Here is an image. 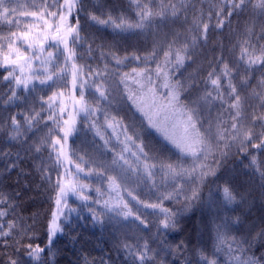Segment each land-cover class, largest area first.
I'll list each match as a JSON object with an SVG mask.
<instances>
[{"label": "trees", "instance_id": "trees-1", "mask_svg": "<svg viewBox=\"0 0 264 264\" xmlns=\"http://www.w3.org/2000/svg\"><path fill=\"white\" fill-rule=\"evenodd\" d=\"M56 2L0 6L16 9L0 14V264H264V147L239 148L246 133L264 139L254 119L264 117V17L252 11L261 0L232 15L230 0H72L61 26L75 30L72 59L54 41L5 38L44 34L43 20L24 13L60 26L46 6ZM9 43L30 68L5 66L6 55L16 59ZM137 74L172 96L189 143L149 124L131 96ZM69 94L82 104L65 138L60 100ZM65 178L77 192L57 205Z\"/></svg>", "mask_w": 264, "mask_h": 264}, {"label": "snow or ice", "instance_id": "snow-or-ice-1", "mask_svg": "<svg viewBox=\"0 0 264 264\" xmlns=\"http://www.w3.org/2000/svg\"><path fill=\"white\" fill-rule=\"evenodd\" d=\"M250 3H251V0H239V2H236V0H230V3L228 5V7L231 8V11L228 13V15H232L233 13L237 12L238 10H242L243 11V10L248 9ZM3 4H4V0H0V6H3ZM46 6L49 7V8H51V7H56L57 8L56 11L50 12L49 15H51L53 17V20H55L56 17H59L60 26L56 25L53 22H49L47 19L44 18L43 15H41L40 12L24 13V15L26 17L27 16L37 17V18L43 20V23H44V34L41 36L39 33L33 34L30 31H23V32H21L19 34H17L16 32H11L10 36L9 37H5V38L11 40L13 37H15L17 41H22L24 43H27L29 45V47H31L32 44H38L41 48H45L47 46H50V44L46 45L45 41H49V42L50 41H54V42H56V44H63L64 45V51L68 53L67 58L68 59H72L73 54L71 52V49H69V47H68V37L72 36V34H73V32L75 30L73 28H71V27L66 28L63 31L61 30V26L63 25V22L66 20V16L64 15L62 10L65 7H67L68 12L70 13L71 9L73 7L72 0H65V3L63 5L59 4V0H57L55 5L47 4ZM252 11L254 13H257L261 17H264V0H261V2L258 5H253ZM15 12H16L15 8L3 7L2 8V13H0V14H2L5 18H7L9 16H12L13 13H15ZM221 14H223V10H221ZM91 18L93 20H96L100 24H109V23L113 24V27H115L117 29H125V28H131L132 27L131 25H125L123 23H119V24L113 23V21L111 19H109V20H100L96 16H91ZM10 23H15V21H10ZM137 27H140V25H137ZM208 27H209L208 24L204 25L205 29H207ZM52 28H55V31L52 32L51 34H49L48 29H52ZM77 38H78V34H77V36H73V40H75ZM260 39H264V33L261 34ZM8 48H9V50L11 52H15L16 53V59L12 60V59L9 58V56L6 55L4 57L5 66H15V65H17V63L19 61L27 62L30 59L29 57H27L26 53H22L19 48L14 47L13 43H9L8 44ZM51 55L52 54L49 53V56H51ZM33 58L38 59V57L35 56V52L33 53ZM250 62L255 63V61H250ZM20 67H21V71H23V65H21ZM28 67L30 68L31 64H28ZM73 67L75 68V65ZM259 67L261 69H264V60L260 61ZM90 74H91V70H89V73H86L85 75H90ZM8 77H13V73L11 71L8 73ZM8 77H5V79L7 80ZM72 77H73L72 78L73 88H76L77 87L78 76H77V73L75 71L73 72ZM13 79H15V82H16L17 85L23 84L25 87H27L28 81L26 79L22 80L19 76L13 77ZM37 79L41 83L45 82V80L40 79L39 77H37ZM48 79H51V77H48ZM217 83H218L217 80H212V84L213 85H216ZM79 87L82 88L83 85L81 84V85H79ZM236 91L237 90L233 87L232 88V92L236 93ZM101 95H103V92H101ZM81 98H83V94H81ZM234 99L237 102V104L233 105V106H237L239 103L242 102V99H241V97L238 94L234 96ZM169 102L171 103V101H169ZM82 110H85V109H82ZM63 111H64V109L62 107L61 108V112H63ZM237 115L239 116V113ZM49 119H53V117H49ZM188 119H189V121H191L192 117L189 116ZM254 119L256 121L260 122L261 127H264V117H255ZM11 120H12L13 124L17 123V120H16V118L14 116L11 117ZM63 123L67 126L66 128L63 129L64 136H65V138H67V136H69L74 131V123H75L74 117H71L69 120H66ZM149 123L153 127H158L157 124L153 123L151 117H149ZM232 128L233 129H237V124L234 123L232 125ZM158 130L163 131V129H159V128H158ZM129 139H131V138L129 137ZM254 139H258L259 142L258 143H252V140H254ZM245 144L251 145V147L253 149H260V148L264 147V139H261L260 136L258 134H256L255 132H249V133L244 134V138L240 142L239 148H240L241 151H246L247 150L245 148ZM253 162H255V157H253ZM97 191H99V189H97ZM69 192L76 193L77 192V185L76 184H72L68 188H61V191H60V197L61 198L56 201L57 205H60L64 201V198L67 196V194ZM195 196H196V193L193 192V197H195ZM82 198L85 199V200L89 199L88 197H82ZM97 203H98V201H97ZM148 207L157 208L158 205H149ZM57 211L59 212V208L57 209ZM89 211H92V209H89ZM164 211H165V213L169 212V210H167V209H165ZM0 215H3V213H0ZM162 223L164 225H169L168 220H164V221H162ZM57 230H58L57 214L54 213L53 214V219H52V227L50 229L51 235L55 234V232ZM34 251H35V253L38 254L39 252H42V249L37 248ZM29 254L33 255V252H29ZM143 258H144L143 256L140 257L141 260H143ZM10 264H16V261L15 260H11ZM213 264H215V262H213ZM249 264H258V262L251 261V262H249Z\"/></svg>", "mask_w": 264, "mask_h": 264}, {"label": "rangeland", "instance_id": "rangeland-1", "mask_svg": "<svg viewBox=\"0 0 264 264\" xmlns=\"http://www.w3.org/2000/svg\"><path fill=\"white\" fill-rule=\"evenodd\" d=\"M28 62L29 61H21L19 68H21V65H23L24 68ZM132 80V99L137 105V108L144 114L147 121L149 122V117H151L153 123L157 124L158 126L155 128L157 130L158 128L163 129V131H158L166 135L172 141L183 142L184 140L186 143H189L192 139L185 131L180 112L172 103V96L169 93L168 95H165L164 93L157 94L141 74H137ZM60 101L67 114L66 120H69L71 117H74L75 119L76 115L80 112V109L78 108L81 107L82 102H80L78 99H75L70 94L63 97ZM169 101H171V103ZM62 152H64V148ZM70 185H72L71 180L65 178L63 188H68ZM57 209L55 213L57 214L58 225V215L60 210L58 212Z\"/></svg>", "mask_w": 264, "mask_h": 264}]
</instances>
